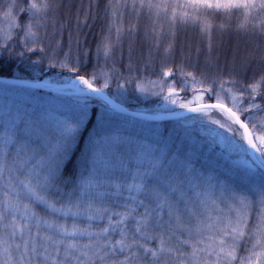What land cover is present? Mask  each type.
I'll use <instances>...</instances> for the list:
<instances>
[{
    "label": "snow or ice",
    "instance_id": "obj_1",
    "mask_svg": "<svg viewBox=\"0 0 264 264\" xmlns=\"http://www.w3.org/2000/svg\"><path fill=\"white\" fill-rule=\"evenodd\" d=\"M136 5L137 0H131L133 9ZM59 6L54 5L52 0H31L27 5L29 18L23 24L22 31L25 40L38 46L41 52L45 49L40 29L44 28L46 35L49 20L54 28L59 24L61 36L67 27V21L48 16L49 10ZM109 6L112 9L111 15L117 17L122 16L120 9L128 8L129 3L128 0H115L114 3L109 0ZM139 6L143 8L145 0H139ZM147 6L153 7L151 0H148ZM9 7L15 9L17 5L13 3ZM82 7L83 5L77 8L74 14L75 37L69 29V51L62 59L56 60L55 53L61 47V41L57 40L53 56L48 58L51 67H56L58 63L61 68H67L72 73L78 72V68L70 63L71 45L73 41L79 45L80 30L87 24L91 11L89 5L81 15ZM182 7L193 11L182 12L179 17L181 21L200 20L202 30L210 32L211 22L207 13L243 9L247 22L253 10L264 11V0H185ZM20 11L24 12L25 9L21 7ZM201 12L205 14L203 17L198 15ZM6 15H11V12ZM172 19H177L175 14ZM15 23L17 27H21L18 21ZM259 24L264 30V20ZM116 32L119 35L121 28L117 27ZM111 49L112 43L106 38L105 56ZM28 50L33 51L34 48ZM132 52L133 47L130 45V73L133 67ZM152 60L149 52L148 58L144 60L145 65ZM171 75V69L163 72L164 77ZM181 75H186L202 87L208 79L202 73L204 79L197 81L192 72L185 74L183 70ZM150 83L155 86L157 82ZM165 83L160 82L161 91ZM224 84L225 81L221 80V90H225ZM261 85H264V74L258 82L247 85L244 90L232 93L231 89H226L231 94V107L218 94L214 104H198L196 107L180 104L181 108H188L191 112L207 113L211 109H219L224 113L229 124L218 120H211V123L232 133L231 137L222 139H227L238 152L249 156V167L262 173L259 183L250 188L233 189L225 185L219 196L215 192L197 193L198 197L203 198L193 201L191 189L186 190L184 180L178 176L156 178L155 174L161 165L159 159L152 163L150 169L137 172L138 179L132 184L124 185L101 178L112 166L111 157L97 150L101 139L109 142L107 136L101 137V130L109 123L115 111L122 112L124 109L105 92L109 88L108 79L98 86L95 74L91 77H70L63 88L68 89V95L77 97L79 103L70 116L57 120L53 130L54 139L45 135L43 144L36 143L32 138L34 128L30 121L25 122L23 127H6L0 133V180L14 193L6 191L7 199L0 204V254L4 256L0 264H235L238 258L237 248L248 234L250 224L253 225L252 235L255 237L253 247H264V131L255 134L249 129V123L253 120H257L258 124L253 123L252 129L258 126L264 129V115H259L264 113V103L256 102L257 96L264 100ZM214 86L215 79L206 91L212 93ZM123 87V84H118V88ZM137 87L140 91L145 90L139 83ZM182 87H188L187 80L182 81ZM249 90L250 99L242 107V97ZM175 94L176 85L173 83L168 86V95L164 99L171 100ZM90 99L102 101L100 113L89 103ZM171 102L176 103L175 100ZM245 112L248 113L247 122L241 119ZM232 125L243 130L240 133L242 142L235 139L236 130ZM41 152L45 154L41 155ZM73 163H77L88 175L82 174L65 198L52 196L54 191L61 190L60 186L65 179L64 171ZM113 188L115 192L111 191ZM124 190L129 192V198L124 204H117L122 211L96 203L97 197L110 199ZM40 205L44 206L45 211L59 212L64 216L87 215L89 220L96 217L107 219V225L96 231L91 226L82 229L74 223L69 229L39 215L35 209ZM141 207L142 212L139 210ZM33 228L36 229L35 232ZM84 236L88 238L86 242L77 239ZM189 248L191 250L187 251ZM240 264L250 262L241 257Z\"/></svg>",
    "mask_w": 264,
    "mask_h": 264
},
{
    "label": "trees",
    "instance_id": "obj_2",
    "mask_svg": "<svg viewBox=\"0 0 264 264\" xmlns=\"http://www.w3.org/2000/svg\"><path fill=\"white\" fill-rule=\"evenodd\" d=\"M12 2L17 5L15 9H11L13 11V28L7 35L0 34V77L56 84L65 83L74 75H86L91 77V75L95 74L97 77V85L100 86L104 82L102 73H106L107 75H105V77L110 78L112 82L109 88L105 89V92L111 98L129 110L149 115H158L163 112H155V110H151V108L155 105H160L161 98H154L148 101L144 100L139 93L137 83L140 85L144 81L153 80H162L166 83L173 82L176 85L177 93L175 95H179L181 98L189 96L192 93L204 92L206 94L205 102H216V96L218 94L221 99H223V102L231 107V94L225 90L231 89L232 93L244 90L247 85L258 82L261 75L264 74V37L258 32L257 33L261 35L258 39H262V41H258L259 44L254 48L256 55L252 54L253 58L248 60L245 66L243 63H245L244 60L247 56L244 55H248L252 52L249 53V50L244 47V52H242L243 56L238 53L233 55L232 48L234 46V41L229 37L220 40V44L223 42V44H221L223 47L220 45L219 49L223 58L222 62H224L223 70L214 73L210 70H202L198 65L190 62H179V54L183 53L185 49H190V47L189 49L187 48L189 41L186 44L181 43L179 37L181 36L182 38L184 34L179 32L177 34L175 50L173 51L176 57L174 61L168 62V67L155 61L145 65L144 60L147 59L148 56H133V67L130 73L128 68L129 53L125 49V44H123L122 47L116 46L117 50L110 56L112 58L105 57L100 50L101 43L106 36L111 21H114V17L111 15L112 9L109 6V0H52L54 5L59 4L60 6L49 10L48 16L59 17L61 21H67L68 23L62 36L58 31L59 24L54 28L51 20L48 21L46 35L44 28L40 29L42 46L45 49L44 52H41L38 46H33L31 42L25 40L24 32L22 31L23 24L26 23L29 18L27 5L31 0H0V18L7 13L8 8L10 9L9 5H11ZM114 2L115 0H113V3ZM81 5H83L81 8V15H83L84 10L88 9L89 5H91V11L87 24L80 30L79 45L74 41L71 45L70 63L71 66L78 68V72L72 73L67 68H61L58 63L56 67H51L48 58L53 56V49L56 48L57 40L61 41V47L55 53L54 58L56 60L62 59L64 54L69 51V29L72 30L73 37H75L74 14L76 9ZM21 7L25 9L24 12L20 11ZM233 11L236 13L239 12L235 9H233ZM223 16H225L226 20L233 21V26L236 25L234 20L236 16L232 18L227 12L224 13ZM69 17H71V19H69ZM221 19L223 20V18ZM15 21H18L21 27H17ZM129 33L130 32H126V35H129ZM189 38H193V36L189 34ZM215 38L216 40L220 39L217 33L211 38V54L213 55L217 51V49L213 47V39ZM193 41H198V37H194ZM182 46L185 48L182 49ZM29 48H34V50L29 51ZM21 53H23V55H21ZM77 60H79L78 64L76 63ZM230 63H232L233 66H230ZM241 64H243L244 68L238 70L236 66ZM220 66L222 65L220 64ZM164 68L171 69L172 75L164 77L163 72L167 71ZM181 70H183L185 74L192 72L196 76L197 81L204 79V76L201 75L203 73L208 78L207 82L202 87L200 83H194L191 78L186 75H181ZM213 79H215L214 90L212 93H208L206 89L208 85L212 83ZM185 80H187L188 83L187 88L182 87V81ZM221 80L225 81V90H221L220 88ZM118 84H123L124 87L118 88ZM190 85L193 87H191V90H189ZM122 90H124L125 93L127 92L128 95L126 94L124 97ZM23 91H26V93L28 92V94H24ZM29 91L37 92L39 96H35L31 93L29 94ZM261 92H264V85H261ZM166 95H168V92ZM54 97L57 96L50 90L30 89L15 85L0 84V98L13 99L22 104H24L23 98L29 101L27 104L28 110L25 111L23 120L31 119L32 113H30L29 110L36 112L35 116L40 115L42 112H52L65 117L70 116L69 113H72V110H75L77 107L78 103H65ZM249 99L250 90L245 91L242 97L243 104L241 106H246ZM256 102L264 103V100H261L260 96H257ZM89 103L94 107L97 113L102 111L100 107L102 101L99 99H90ZM259 115H264V113ZM247 116L248 113L245 112L242 114L241 118L247 122ZM197 119H199V122L195 125L188 124L191 120ZM211 120H218L224 124L230 123L226 115L218 110H211L209 114L204 116L192 115L184 119L161 123H149L138 120L117 110L113 113L109 123L101 130V134L107 135L111 132H118L120 134L131 135L139 139L158 143V145H165L169 150L166 161L177 162L183 158V160H189L191 164L196 167L199 166L218 173L226 179H229L231 177L230 173L234 172L237 176H245L252 182L258 183L262 178L261 171L253 170L249 167L251 159L249 156L245 155L248 161L247 163L245 160L241 159L240 156L230 153L225 145L219 143L218 137L225 135L226 131L220 128L219 125L211 123ZM253 123L258 124V121L253 120L249 123L250 130L255 134H260L264 131V129H261L259 126L256 129H252ZM93 124H96L95 118H93ZM176 124L181 126L180 130L175 128L172 129L173 125ZM19 127H21V124ZM232 127L236 130V139L242 142L240 136L242 129H239L236 125H232ZM4 131L5 126L3 125V121H0V133ZM153 137L159 140H153ZM82 146L81 144V147ZM81 171L82 169L77 163L69 165L64 171L65 179L64 183L61 184V191L67 192L70 189V185L79 180ZM235 177L232 178L235 179ZM1 204H3V202ZM37 208L44 210V206H39ZM119 209L122 210V208ZM253 216H255V214H253ZM69 222L74 223L76 220L70 218ZM99 223V220L92 221V224L96 227ZM252 227L253 225L250 224L248 230H252ZM93 230L98 229L94 228ZM77 239L80 240L79 237ZM85 241H87V239ZM248 243V247H250L252 245L251 240H249ZM244 244L245 243L240 244L237 248L238 258L235 264H240V258H245L246 255L249 254Z\"/></svg>",
    "mask_w": 264,
    "mask_h": 264
},
{
    "label": "rangeland",
    "instance_id": "obj_3",
    "mask_svg": "<svg viewBox=\"0 0 264 264\" xmlns=\"http://www.w3.org/2000/svg\"><path fill=\"white\" fill-rule=\"evenodd\" d=\"M13 3L14 2H12V4ZM128 3V8L120 9V13H122V16L118 15L117 17H114L113 22L111 21V25L109 26L106 32V36L101 43L100 50L104 56V44L106 42V38L112 43V49L110 53L105 57L112 58L110 56L115 53V50H117V45L122 47V45L125 44V49L128 53L129 47L130 45H132V56L146 57L149 55V52H151L153 57L152 61L158 62L159 64L168 67V62L175 60L176 56L173 51L175 50L177 34L180 32L184 34L182 35V38L181 36L179 37L181 43L186 44L189 41L187 48L189 49L190 47V49H185L183 53L179 54L178 61L190 62L192 64L198 65L202 70H210L211 72L217 73L219 70L221 71L223 70L222 68H224V62H222V54H220L221 51H219L220 45L223 44V42L220 44L221 39L227 37L233 39V55H236V53H238L243 56L242 52H244V47L249 50V53L252 52L248 55H244L247 56L244 60L245 63H243L245 66V64H247L246 62L253 58L252 54L256 55L254 48H256L259 44L258 41H262V39L258 38L261 35L264 37V30H262V27L259 24L260 21L264 20V11L253 10L248 16L247 22H245V12L243 9H235L236 11H239L238 13L231 10L230 12H227V14L232 18L236 16V18H234L236 25L234 26L233 21L231 22L228 19L226 20L225 16H223V14L226 12H209L207 13V18L211 22V31L206 32L202 30V22L200 20L188 19L185 22L179 19L182 12L187 11L191 13L193 11L191 8L182 7L185 4V0H151V3L153 5V7L151 8L147 6L148 0H145V6L143 8H140L139 0H137L135 9L131 7V0H128ZM9 11L11 12V15L5 14L0 18L1 35H7L13 28V11L8 8L7 12ZM173 14H175L177 17L175 21L172 19ZM198 15L203 17L205 14L201 12L198 13ZM221 18H223V20ZM241 25L244 26L241 27ZM117 27L121 28V32L119 35H117L116 32ZM126 32H130L129 35H126ZM216 33L218 34V37H220V39H213V47L217 49L216 53L213 55L211 54V38L214 34L216 35ZM189 34L192 35L193 38L198 37V41L194 42L193 38H189ZM184 48L185 47L182 46V49ZM220 64L222 66H220ZM243 64L236 66V68H238V70H242V68H244ZM230 66H233V64L230 63ZM164 69L168 70L167 68ZM102 75L104 77V80L108 79L110 85L112 82L111 79L105 77V75H107L106 73H102ZM153 81L157 82L155 86H153L150 81L142 82L140 86L145 90H139V93L141 94V97L147 101L154 98H161V104L155 105L151 108V110H155V112H163L162 114H158L157 116H170L188 109L181 108L180 104L182 103L189 105V107L197 106L198 104L209 103L205 102L206 94L204 92L192 93L191 95L185 96L184 98L179 97V95H172L171 100H165L164 96L168 92V86L173 84V82L165 83L163 91H161L160 82L162 80ZM191 85L189 90H191ZM122 91L125 97L127 92L125 93L124 90ZM23 92L24 94H28V92L26 93V91ZM52 92L58 97L54 98L59 101L62 100L65 103H79L77 97L67 94L68 89H56ZM30 93L34 94L35 96H39V93L37 92L29 91V94ZM22 100L24 104L13 99L0 98V121H3L5 129L6 127L11 128L13 126H19L20 124L22 127L24 126L25 122L30 121L32 122L34 128L32 138L36 143L43 144L45 135L52 136V138L54 139L55 133L53 130L55 124L57 120H59L63 116L52 112H42L40 115L35 116L36 112L29 110V112L32 113L31 119L23 120L24 113L28 110L27 104L29 101H27L26 98H23ZM172 100H175L176 103H172ZM210 111L211 110H209L207 113L198 112V114L196 115L204 116L209 114ZM73 112L74 110H72V113ZM72 113H69V115H71ZM198 120L199 119L193 121L191 120L190 122H188V124L195 125L199 122ZM174 128L180 130L181 126L179 124H176L173 125L172 129ZM105 136L109 138V142L106 143L103 139H101L100 143L97 145V150L111 157L112 166L107 170L106 173L102 175L101 178L105 180H111L114 183L128 185L136 182V180L138 179L136 173L144 172L145 170L150 169L152 163L159 159L161 161V165L155 174L156 178L163 179L167 178L168 176H178L180 179L184 180L185 189H191L190 194L193 201L203 198V196L198 197L197 193L215 192V195L219 196L223 186L225 185L229 188L241 189L250 188L254 184H256L254 181L252 182L245 176H237V174H234V172H231V177L229 179H226L220 176L218 173L212 172L199 166L196 167L195 165H192L189 160H183V158L177 162L166 161L169 155V150L165 145H158V143L139 139L131 135L120 134L118 132H111L107 135L101 134L102 138ZM231 136L232 133L225 132V135H221L218 137L219 143L225 145L230 153H233L236 156H240L241 159L245 160V162L248 163L247 158H245L246 156L243 153L238 152L234 147H232L227 139H222V137L227 138ZM236 138L237 136L235 135V139ZM152 139L156 141L159 140L156 137H153ZM40 154L44 155L45 152H41ZM82 174L84 176L88 175L87 171L83 169L81 171V175ZM232 177H235V179H233ZM72 187L73 184L70 185V189L67 192H69ZM6 191L10 194H14L12 192V189L6 188L5 182L3 180H0V204L2 202L4 203L7 199L5 197ZM111 191L115 192V189L113 188L111 189ZM67 192L61 190L59 192L54 191L52 193V196L63 199L65 198ZM134 194L135 193H133V195ZM128 198L129 192L127 190H124L120 193V195H113L110 199L108 197H97L96 203L100 206L110 207L116 211H122L123 209L120 210L115 206H117V204H124L126 201H128ZM40 206L42 207L43 205ZM35 210L39 215H46V218H48L49 220L55 221L58 224H63L69 229H71L74 223L82 229L91 226L92 229L97 228L98 230L107 225V219L101 220L98 217L89 220L87 215L73 217L71 215L64 216L59 212L51 213L50 210H40L37 207ZM139 210L142 212L143 208L141 207ZM70 218L75 219L76 222L70 223ZM253 218L255 221V216H253ZM93 220L100 221L97 227L92 224ZM35 230L36 229L33 228V232H35ZM79 238L82 242H86L85 240L88 239L87 237ZM249 240H251L252 243L250 247H248ZM242 243H245L244 245L245 247H247L246 250L249 252V254H247L245 257L247 262H250V264H264V247L260 245H256L255 247H253V245L255 244V237L252 235V230H248V234L244 237L241 244ZM200 247H204V245H200ZM186 250L190 251L191 249L189 248ZM201 255L202 257L204 256V254ZM2 258H4V256L0 254V260H2ZM207 258L212 259L214 257Z\"/></svg>",
    "mask_w": 264,
    "mask_h": 264
},
{
    "label": "water",
    "instance_id": "obj_4",
    "mask_svg": "<svg viewBox=\"0 0 264 264\" xmlns=\"http://www.w3.org/2000/svg\"><path fill=\"white\" fill-rule=\"evenodd\" d=\"M0 84L15 85V86H20V87L30 88V89H41V90L44 89V90H50V91H53L56 89H65V88H63V85H64L63 83L53 84V83H47V82H41V81H31V80H22V79L5 78V77H0ZM111 99L120 108L124 109V111H122V113H125L128 116H131L135 119L142 120V121L149 122V123H161V122H165V121H174V120L184 119V118H187L189 116L198 114V112H191L188 109H186L183 112H180V113H177L174 115H170V116L149 115V114H144V113L129 110V109L125 108L123 105H121L120 103H118L117 101H115L113 98H111ZM214 103H216V102H209V103H205V104H214ZM193 107H196V106H193ZM211 110L220 111L219 109H211Z\"/></svg>",
    "mask_w": 264,
    "mask_h": 264
}]
</instances>
